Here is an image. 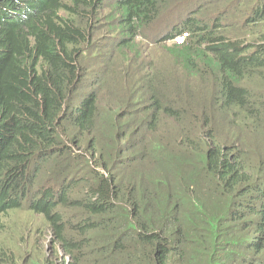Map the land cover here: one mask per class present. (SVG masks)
Returning a JSON list of instances; mask_svg holds the SVG:
<instances>
[{
	"label": "trees",
	"instance_id": "1",
	"mask_svg": "<svg viewBox=\"0 0 264 264\" xmlns=\"http://www.w3.org/2000/svg\"><path fill=\"white\" fill-rule=\"evenodd\" d=\"M178 1L111 3L115 68L90 83L80 67L98 0H0V264L42 256L16 253L3 217L24 208L17 187L33 167L41 177L62 150L88 172L28 209L64 264H264V93L251 90L264 78V18L244 24L254 40L189 20L162 68L137 42Z\"/></svg>",
	"mask_w": 264,
	"mask_h": 264
},
{
	"label": "rangeland",
	"instance_id": "2",
	"mask_svg": "<svg viewBox=\"0 0 264 264\" xmlns=\"http://www.w3.org/2000/svg\"><path fill=\"white\" fill-rule=\"evenodd\" d=\"M117 0H98L97 4L93 9V14L90 19L89 26V39L85 46V53L81 59L80 75H84L83 79H89V82L92 83V80L95 77H98L100 68L105 70L112 71L115 66L116 61L109 63L110 56L115 54V44L117 38L120 35L117 26V18L119 17L120 10L117 9L111 3ZM189 2L184 8L180 7L177 4L174 7H177L175 10L169 7L168 11L164 12V16L158 20H164L162 24H154L151 26V32H145L146 36L143 34V37L139 39L137 43L139 45L142 55L146 58L147 62L158 63L160 67H165L170 64V59L172 50L174 49V44L181 43L179 39L173 40V38L168 39V42H165L164 39L170 35H165L163 31L166 27L173 25L172 20L181 19L184 23L183 14L186 12L194 13V16L190 18H200L201 15L206 13V15H215V14H226L225 17H228L225 23V33L228 36H232L233 39H249L254 40V36L250 31L242 25L243 17L247 12V8L244 6L247 4V0H187ZM192 4L196 5L195 9H192L190 6ZM114 6V7H113ZM172 7V8H174ZM183 8V9H182ZM182 9V10H181ZM181 10V12L169 22L166 23V20L169 18V14L176 13ZM193 10V11H190ZM222 18V16H219ZM116 26L118 32L115 34L112 32V27ZM155 30V31H154ZM243 33L244 35L238 36V34ZM256 37V36H255ZM114 51L112 52V50ZM132 74H136V70L131 71ZM264 76V72H262ZM138 75H134L135 81L137 80ZM257 79L252 84H257L262 87H254L252 89H264V78L262 76L253 78L252 80ZM87 82L85 86H90V83ZM248 82V81H246ZM111 86L114 84L118 85V82L110 81ZM251 84V83H249ZM93 87V86H92ZM125 89H130V87L125 86ZM114 91V88H113ZM144 98L143 91L139 89H134L130 95L132 104L137 105V107L143 104L142 99ZM201 98L200 93L194 96L195 101H199ZM111 103L109 98V93H105L103 98V105L108 106ZM115 123V121H114ZM113 123V124H114ZM233 137V135H231ZM75 154V153H74ZM69 151L59 152L53 158L51 163H54L52 168H48L47 171L41 176L37 177L39 168L33 167L29 172L27 179L21 184L18 185V202L24 207L19 211L9 212L3 217V221L16 229L14 243L11 247L18 254L25 253V259H27L33 249L41 252L42 256L38 259H32L31 264H48L45 258L51 259V261L56 262L57 264H64L63 258L64 253L62 249L57 247L54 243L53 235L49 230V225H47L44 217L39 214H34L29 211L28 207L33 203L34 199L40 200L42 196L46 197L48 201H58L59 198L53 197L50 199V195L46 194L43 190L44 186L48 187V193L52 190L53 193H59L60 187L66 185V188L77 189L74 185L75 181H79V178L86 172H88L87 166L89 165L88 161L81 162L79 161ZM137 155L134 151H129L125 153L127 157H135ZM124 157V158H127ZM60 177H65L66 183L57 182V179ZM3 184L7 183L8 180H1ZM23 189L25 190V195L20 200L21 193ZM30 198V201L28 200ZM60 197V196H59ZM64 211V210H62ZM66 259H70V256H65Z\"/></svg>",
	"mask_w": 264,
	"mask_h": 264
},
{
	"label": "clouds",
	"instance_id": "3",
	"mask_svg": "<svg viewBox=\"0 0 264 264\" xmlns=\"http://www.w3.org/2000/svg\"><path fill=\"white\" fill-rule=\"evenodd\" d=\"M177 4H180L179 6L184 8L186 5L189 4V2H187V0H180V1L176 2L175 4H173L171 6V9L175 10L177 7H179V6L174 7ZM172 7H174V8H172ZM190 7L192 9H195L196 5L192 4ZM244 7L247 8V12H246V14L243 17V23H242V25L244 27H245L244 24L246 23L247 20L256 21L257 22L258 18H264V0H247V4ZM168 10H170V9H168ZM168 10H166V11H168ZM181 10L177 11L176 13L169 14V18L166 20V23L169 22L171 19L175 18L181 12ZM190 11H193V10H190ZM226 14H230V12H227ZM226 14L225 13L224 14H220L219 13V14L208 16V15H206V13H204L198 19H202L204 17L205 18V20H204L205 25H208L207 29L209 31H213V30H218L219 29V22H217L218 20H220V24H222L224 26L226 25L225 23H222L223 21L226 22V20L228 18V17H225ZM163 16H164V14H163ZM192 16H194V13H192V14H191V12L184 13L183 14V18L185 20L184 23L181 21V19L172 20L171 22H173L172 23L173 25H171L168 28L165 25V30L163 31V33L165 35L170 33L169 36L172 37L173 40L179 39L181 41V43L184 42L191 35V33L186 29V26H185L186 23L189 20H193V19L198 20L197 18H190ZM219 16H222V18H220ZM221 19H223V20H221ZM162 23H164V20L159 22L158 24H162ZM263 44H264L263 42H259V43L257 42V46H259V45L261 46ZM252 45H254V44L253 43H248V44H246L245 47L252 46ZM263 47H264V45H263ZM256 49H257L256 46H252V51H255ZM251 90L256 92V93H261V94L264 93V89H251ZM57 182L65 184L66 183L65 177L58 178ZM63 187H60V189H62ZM43 190H44V192L46 194H48V190L49 189H48L47 186H44ZM51 193L55 194L52 191H51ZM60 193H61V191L59 193L55 194V195H57V197L56 196L55 197L56 198H60L59 197ZM44 196L45 195H43L42 198H44ZM28 200L30 201L29 197H28Z\"/></svg>",
	"mask_w": 264,
	"mask_h": 264
}]
</instances>
